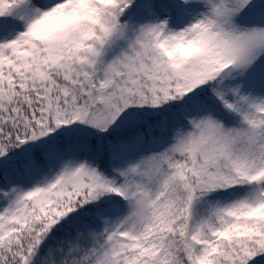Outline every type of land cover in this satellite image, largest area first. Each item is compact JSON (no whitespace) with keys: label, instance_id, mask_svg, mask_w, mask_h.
<instances>
[{"label":"snow or ice","instance_id":"1","mask_svg":"<svg viewBox=\"0 0 264 264\" xmlns=\"http://www.w3.org/2000/svg\"><path fill=\"white\" fill-rule=\"evenodd\" d=\"M0 264H264V0H0Z\"/></svg>","mask_w":264,"mask_h":264}]
</instances>
